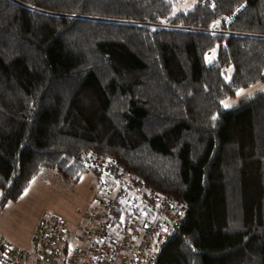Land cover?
Returning a JSON list of instances; mask_svg holds the SVG:
<instances>
[{
  "label": "trees",
  "instance_id": "trees-1",
  "mask_svg": "<svg viewBox=\"0 0 264 264\" xmlns=\"http://www.w3.org/2000/svg\"><path fill=\"white\" fill-rule=\"evenodd\" d=\"M209 1L0 0L1 204L92 151L185 205L156 264H264V90L222 104L264 82V0Z\"/></svg>",
  "mask_w": 264,
  "mask_h": 264
},
{
  "label": "built area",
  "instance_id": "built-area-1",
  "mask_svg": "<svg viewBox=\"0 0 264 264\" xmlns=\"http://www.w3.org/2000/svg\"><path fill=\"white\" fill-rule=\"evenodd\" d=\"M84 167L97 180L82 221L72 225L60 216L41 217L31 249L0 236V264L157 263L170 234L185 220V205L149 188L116 158L88 151Z\"/></svg>",
  "mask_w": 264,
  "mask_h": 264
},
{
  "label": "rangeland",
  "instance_id": "rangeland-1",
  "mask_svg": "<svg viewBox=\"0 0 264 264\" xmlns=\"http://www.w3.org/2000/svg\"><path fill=\"white\" fill-rule=\"evenodd\" d=\"M194 1L187 0V3ZM241 90L224 99L223 106L230 107L243 97L264 90V82ZM96 180V175L91 172L84 173L79 179H68L55 170H43L19 200L6 205L0 202V229L8 232V238L15 245L26 246L21 241H29L36 222L43 216H60L71 224L80 223L83 213L90 207Z\"/></svg>",
  "mask_w": 264,
  "mask_h": 264
},
{
  "label": "crops",
  "instance_id": "crops-1",
  "mask_svg": "<svg viewBox=\"0 0 264 264\" xmlns=\"http://www.w3.org/2000/svg\"><path fill=\"white\" fill-rule=\"evenodd\" d=\"M94 193H95V188H94V191H93V193H92V195H91V198H90V205H91V202H92V200H93V197H94ZM19 200V199H18ZM17 201V200H16ZM38 222V221H37ZM37 222H36V224H37ZM75 222V221H74ZM76 223V222H75ZM36 224H35V226H34V228H33V230H32V232H31V234H30V238H29V241L26 243V242H24V241H21L23 244H25L26 246H21V245H19L20 247H22V248H25V249H31L32 248V246H33V234H34V230H35V227H36ZM71 224V223H70ZM72 225H75V224H72ZM0 235L2 236V237H4V238H6L7 240H9L12 244H14L15 245V243L10 239V238H8L9 236H8V232H6V231H4L3 229H0ZM16 245H18V244H16Z\"/></svg>",
  "mask_w": 264,
  "mask_h": 264
},
{
  "label": "snow or ice",
  "instance_id": "snow-or-ice-1",
  "mask_svg": "<svg viewBox=\"0 0 264 264\" xmlns=\"http://www.w3.org/2000/svg\"><path fill=\"white\" fill-rule=\"evenodd\" d=\"M242 91V90H241ZM239 94V93H238ZM229 105L225 104V107H228Z\"/></svg>",
  "mask_w": 264,
  "mask_h": 264
}]
</instances>
